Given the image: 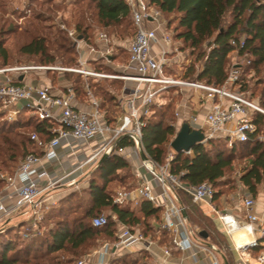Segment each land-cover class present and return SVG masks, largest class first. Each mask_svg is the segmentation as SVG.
<instances>
[{
	"label": "trees",
	"instance_id": "obj_1",
	"mask_svg": "<svg viewBox=\"0 0 264 264\" xmlns=\"http://www.w3.org/2000/svg\"><path fill=\"white\" fill-rule=\"evenodd\" d=\"M85 1L94 5L100 29L108 30L117 25L124 36H134L136 27L130 8L124 0H75L78 3ZM151 3L168 17L167 27L173 30L174 38L181 42L180 50L189 51L192 57L193 63L188 67L186 78L196 75L198 80L221 86L228 76L230 56L235 52L250 60L244 67L240 89L264 107V0H151ZM43 18L41 13L35 15L38 21ZM127 22L133 28L131 35L125 25ZM75 28L77 37L89 44L93 43L95 35L92 26L83 15ZM26 31L30 35L19 45L18 51L20 55L33 60L13 62L8 47L0 41V67L17 64L63 67L80 65V54L75 40L66 29L58 27L55 33H45L39 27H33ZM242 39L244 46H241ZM198 63L201 66L199 69L196 67ZM248 69L254 70L258 76L253 87L246 76ZM63 72L73 81L76 93L85 90L79 73ZM89 86L93 92V85L89 83ZM166 91L175 89L169 88ZM101 92L105 98L103 108H106V102H112V107L105 109L106 119L111 124L119 112L118 104L114 102L115 97L106 91ZM178 96L181 94L178 93ZM1 107L3 108L0 100V120L6 111ZM152 108L153 114L143 127V147L153 160L163 164L178 132L176 108L172 102L156 103ZM21 111L27 112L29 109L23 108ZM255 122L258 124V132L245 142H235L230 146L228 138L216 137L209 139L206 144L195 145L191 154L176 152L171 161L172 172L182 174V180L193 185L208 181L215 190L214 200L217 201L226 191L222 186H230L236 182L228 175L235 160L249 158V164L242 169L238 182L254 198L257 197L264 187V141L259 139L264 127V114L257 113ZM58 124L56 121L39 120L34 116L11 122L0 121V160L3 165L8 167L9 163H15V173L28 153L42 155L44 144L56 134L53 129ZM33 133H37L41 143L31 138ZM131 145L132 141L128 136H123L118 141V146ZM19 156L21 159L18 161ZM127 179H132V182L127 183ZM138 182L128 160L118 154L108 155L92 170L89 185L80 195L77 191L71 192L51 207L44 217V231L32 232L25 237L19 228L13 230L7 227L0 230V264H73L82 255L95 249L100 240L114 243L117 239L118 222L133 232L139 229L148 240H157L161 245L172 246L167 231L162 229L166 236L163 240L154 236L159 231L154 221L161 224L162 207H156L148 200H143L138 205H118L113 202L118 188L131 189ZM4 184L5 181H0V186ZM178 195L183 203L180 190ZM107 209L112 211L108 215L107 224L102 227L94 226L93 219ZM186 211L193 225L208 232L207 239L215 238L209 231L210 218L201 207L195 203L190 204L186 206ZM167 240L168 243L165 242ZM137 252L136 256L127 253L111 262L153 264L146 249ZM224 257L231 264L226 254Z\"/></svg>",
	"mask_w": 264,
	"mask_h": 264
},
{
	"label": "built area",
	"instance_id": "obj_2",
	"mask_svg": "<svg viewBox=\"0 0 264 264\" xmlns=\"http://www.w3.org/2000/svg\"><path fill=\"white\" fill-rule=\"evenodd\" d=\"M70 1V0H66ZM131 11L136 32L131 38L128 51L130 53L127 64L128 73L113 74L103 73L85 66V61L80 57V65L75 67H63L60 65H33L17 64L13 66L0 67V100L3 107L8 109L10 116L17 115L23 108H28L39 120L50 119L58 121L59 126L53 129L56 134L43 146V155L28 153L22 161L15 175L6 176L8 185H13L16 180L21 182L19 198L13 208L8 209L0 203V214L11 211L26 210L29 213L31 224L26 227L25 237L32 232H42L44 217L49 211V205L43 203V196L52 188L59 185L60 179H53L43 169L38 171L36 165L44 159H58L57 148L62 139L73 137L77 141H84L90 144L97 137L102 141L92 148L91 153L77 163L76 169H83L86 166L96 167L104 155L118 154L126 160L131 161L137 157L140 167L150 176L149 180H140L134 188H118L114 194L113 202L118 205H138L143 200H148L156 207H162V222L160 227L167 231L173 248L164 246L166 256H173L176 249L182 255L189 253L195 260L200 254L205 253L211 264H222L223 255L217 246L207 241L200 235L198 226L192 225L186 214V206L182 203L178 191L188 193L197 203L208 204L214 214L213 218L219 219L225 227L226 232L231 235L230 225L236 220L242 225H249L255 234L254 240L245 247H236L240 252L237 264H251L253 250L262 247L255 258L254 264H264V220L255 212L256 200L252 195L242 199V210L245 216L238 217L229 211H223L215 206L213 186L205 181L199 185H193L182 180V174L173 173L171 161L174 159V151L171 152L165 163L161 164L153 160L143 147V127L147 119L153 114V105L158 101L161 92L170 87L189 88L200 93V100L209 104L205 114V125L200 130L205 135L204 144L216 137L228 138L229 145L235 142H245L252 135L257 134L258 124L255 122L257 113L264 114L258 100L250 99L240 89L244 67L250 63L246 57L242 62H236L230 66L228 76L221 86L212 85L206 81L198 80L196 75L186 78L185 75L173 73V66L169 58L174 43V32L167 27V21L163 18L162 12L152 5L151 0H124ZM166 25V31L158 34L157 28L149 27L148 23ZM63 28L66 27L63 25ZM77 43L81 53L80 42L77 37L76 28L66 29ZM102 43L99 53L102 56H110V37L105 32L98 34ZM235 43V42H233ZM160 45L158 53H154V46ZM245 42L241 40V46ZM96 51L94 46L90 47ZM175 50H179L176 48ZM190 60H188V65ZM35 70L71 71L85 77L121 78L134 83L128 91L124 88L123 95L119 98L124 114L121 123L113 126L107 122L103 114L99 112V103L93 94L89 83H86L85 90L91 98L94 111L82 110L74 104L75 93L73 88L67 93L56 96L50 89L43 85L24 83L26 74ZM21 83H17L20 82ZM196 119V116H192ZM128 136L132 141L131 146H118L121 137ZM31 138L41 143L37 133ZM261 139V135L259 134ZM145 151L147 158L141 156V150ZM192 150L186 151L191 154ZM141 177V173L136 174ZM46 178L48 183L41 185L39 179ZM114 219L116 216L113 215ZM93 225L102 227L108 222V215L102 214L93 219ZM114 243L105 241L102 245V258L96 264H110L107 255L115 253L118 249L129 250L135 245L142 244L143 248L149 250L152 245L139 232H133L126 225L118 222ZM75 264H86L85 259H79Z\"/></svg>",
	"mask_w": 264,
	"mask_h": 264
},
{
	"label": "crops",
	"instance_id": "obj_3",
	"mask_svg": "<svg viewBox=\"0 0 264 264\" xmlns=\"http://www.w3.org/2000/svg\"><path fill=\"white\" fill-rule=\"evenodd\" d=\"M149 27L157 28V32L159 35L163 33V31H166V25H158L157 23H148ZM110 41H111V36ZM132 37L125 36L124 38L117 39L118 41V46L124 47L128 50L129 43ZM172 44L171 48V53L169 54V58L171 60V64L173 66V73L178 74V75H185L188 67V59L185 57V51L180 50L178 44L175 43ZM102 48V43L98 39V34L94 37L93 39V44H89L86 47V49L83 51L84 55H81V59L85 61V66L91 69H95L97 71L103 72V73H113V74H124L128 73L127 71V64L128 62H123L118 60V56L116 58L114 56L109 57V61L103 59V56L99 53V45ZM91 46H94L96 48V51L91 50ZM98 46V47H97ZM160 45L156 44L153 48L154 53H158ZM178 48L179 50H175ZM130 55V53H129ZM105 58V57H104ZM92 60H99L97 67H92ZM107 62V63H105ZM185 62L186 66H182V64ZM105 66H109L114 68L111 71H107L105 69ZM175 67H178V70L175 71ZM104 68V69H102ZM101 69V70H100ZM81 75V74H80ZM24 78V83L29 84L32 83L34 85H40V86H47L51 93L60 96L62 94H65L68 92L69 89L73 88L75 97H74V104L79 107L82 110H86L89 112H93L94 106L92 103L91 98L87 95L86 90H83L79 93L75 92V89L73 87V81L67 77L63 71H51L47 72L44 70H35L31 71L28 74L25 75V77L22 76L21 79ZM81 78H83V81H87L86 83H91L93 85V92L95 95V98L98 99L99 101V112L103 114L104 118L106 119V108H103V103L105 102V98L100 91H106L109 95L115 97V103L118 104L119 112L116 115V120L114 119L111 125L116 126L121 123L120 119L122 115L124 114L123 107L122 105L119 104V98L123 95L124 88L127 89V91L133 87L134 85L133 82L124 80L123 82V88L120 90V92L114 91L111 86V88H103V85H100L101 81L107 80L102 78V77H93V76H88L85 77L81 75ZM113 79L111 80L112 85L114 86L115 79L119 78H110ZM121 79V78H120ZM175 89V91L180 92L182 94L179 96V102H178V108L176 110V115H177V128L179 129L181 125L184 122H189L193 128L201 129L205 125V114L207 112L208 107L210 106L209 104H204L200 100V93L198 91H193V89L189 88H180V87H170ZM105 89V90H103ZM107 89V90H106ZM102 96V99L100 100L99 97ZM107 103V102H106ZM23 104H19V108L23 109ZM195 115L196 119H193L192 116ZM107 120V119H106ZM57 124L59 123L56 121ZM108 122V121H107ZM59 126V124H58ZM102 141L101 137H97L94 139L90 144H87L84 141H77L73 137H69L67 140L62 139L61 145L58 146L57 151L59 153V158L58 159H44L36 165L38 171H42L45 169L48 173L49 176L53 179H60L59 185L56 187L52 188L50 191L45 193V195L42 197L43 198V203L49 205V207H53L58 204V202L65 197L66 195L70 194L71 192L78 191L79 189L84 190L85 188L88 187L89 185V178L92 170L95 167H90L86 166L83 169H76V165L79 161L83 160L86 156H88L92 148L98 145ZM43 155V153H42ZM132 167V173L135 175L136 181H140L143 179L149 180L150 176L148 173L143 169L139 168L140 167V161L137 157L133 158V160L129 161ZM18 170V169H17ZM16 173V171H15ZM15 173L13 175H15ZM137 173H141V177H137ZM39 182L41 185H46L48 183V179L43 178L39 179ZM21 186V182L16 180V182L13 185H8L7 182L3 186H0V203L3 204L6 208L11 209L14 207L16 204L18 198H19V188ZM241 195V192L238 193L237 195H234L236 203L240 202V205L242 206V199L239 198L238 196ZM248 195H252L251 193L248 192ZM263 196V194L261 195ZM256 200V199H255ZM264 199L258 200V205H257V200H256V206L254 208V212L260 217L262 216V207L260 203ZM218 201V200H217ZM216 201V202H217ZM216 202L215 206L220 208V205H218ZM201 209L204 211L205 214H207L210 217H213L214 214L212 212L211 207L206 204V203H198ZM225 210V209H224ZM227 210V209H226ZM242 210V209H241ZM230 211V210H227ZM232 213V211H230ZM242 214H235L238 217H244L245 216V211H241ZM31 219L29 216V213L26 210L22 211H11L9 213H2L0 214V230L4 228H11L14 230L20 229V227H26L30 226ZM137 231L140 232L139 229ZM147 241L151 242V246L149 250H147L152 257L156 259L159 264H178L177 260H179L181 257H173V256H166L164 254L163 248L165 245H161L158 243V241H153V240H148ZM105 242V240H100L99 244L97 247L88 253L82 255L80 258L86 260V264H96L100 258H102V245ZM154 244H157L154 246ZM145 249L143 248L142 244L135 245L131 249H129L128 253H134L139 250ZM117 252V251H116ZM113 253L112 257H110L109 262L112 264V260L122 253ZM179 255L182 256L180 253ZM107 258V257H106ZM108 259V258H107ZM194 264H211L209 260L207 259H202L200 262H195ZM224 264V261L222 262Z\"/></svg>",
	"mask_w": 264,
	"mask_h": 264
},
{
	"label": "rangeland",
	"instance_id": "obj_4",
	"mask_svg": "<svg viewBox=\"0 0 264 264\" xmlns=\"http://www.w3.org/2000/svg\"><path fill=\"white\" fill-rule=\"evenodd\" d=\"M37 13H41L42 15H44V18L41 21H38L35 19V15ZM82 15L84 18L87 19V22L91 24L92 31L94 33L93 35L96 36L100 32H105L109 36H111L112 39L110 41V47H111L110 56H114L115 58L116 56H118L119 61H123L126 63L129 62V57H130L129 51L124 47L118 46L117 44L118 43L117 39H120V38L125 39V36L122 33L123 31L117 25H113L108 30L100 29L99 28L100 26L97 21L96 10L94 8V5L90 3L89 1L78 3V2H75V0H70V1H66V0H0V41H3L4 44L8 47L9 53L11 54V60L13 62H17V61L31 62V60H33L32 58L20 55L18 51L19 45L22 44L24 41H26L27 36L30 35V33L26 31L27 29H33V27L34 28L39 27L40 30L44 31L45 33H47V31L55 33L58 27L63 28V25L66 27V29H72V28H75L76 23L78 22V20L80 19V16ZM162 15H163V18L168 21V17H166L164 14ZM125 25L127 26V30L129 31V34L131 35L133 33L132 26L128 22ZM121 27L124 28L125 26H121ZM74 42L77 47L78 43L76 41ZM175 43L178 44L179 48L181 47L180 41H175ZM87 46H88V43L84 40H81L80 42L81 53H79L80 57L82 54L84 55L83 51L86 49ZM98 46L99 48H101L100 44ZM110 56H107V57L103 56V59L106 60L107 58V61H109ZM185 57L188 60H190V63H193L192 57L190 56L189 51H185ZM242 60L243 59L239 58L235 52L232 53L230 56L229 68L236 62H242ZM98 62L99 60H92L91 61L92 67H96L97 65H99L97 64ZM182 66L183 67L186 66L185 62L182 64ZM196 67L198 69L201 68L200 63H198ZM106 68H107V71H111L114 69L109 66H106ZM175 68H176L175 71H177L178 67H175ZM248 70H246V76H247V79L249 80V84L251 85V87H253V85H255L256 80L258 79V76H256L254 70H250V69ZM72 78L74 79V77ZM111 80L113 79L107 78V80L101 81L100 85H103V88H108V89L111 88L112 86V88H114L113 90L119 93L120 90L123 88L124 80L120 78L115 79L116 83L114 84V86L112 85ZM178 93L180 94V92H177V91L167 92L165 90L161 92L160 95L158 96L157 103H165V102L171 103L172 102L173 106L177 110L178 102H179ZM99 99L101 100L102 96H100ZM105 107L106 108L112 107V102L110 103L107 102ZM3 108L1 107V109ZM5 110H6L5 116L3 115V118H1L0 120L1 122H4V121L11 122L16 119H27L30 116L36 117L34 114H32L30 110L27 112L21 111L13 117L10 116L8 109H5ZM112 113L114 112L112 111ZM260 135H261V139L260 138L259 139L264 141V127L262 131L260 132ZM173 151L174 150L170 148V153ZM20 159L21 157L19 156L18 161ZM3 164L4 163L2 162V160H0V181L6 182L5 177L10 176V175L12 176L14 174L13 171H14L15 163H9L8 167L4 166ZM248 164H249V158L236 159L232 167V170H229L228 172L229 178L234 179L236 182L234 184L231 183L230 186H222V189L226 190L224 195H222V197L217 202L216 200H214V202L220 205V208H219L220 211L221 210L226 211L227 209V210L232 211V213L234 214H237V215L242 214L241 212L242 206L240 205V202L236 203V201H234L235 200L234 195H237L238 193L241 192V195H239L238 197L244 198L249 192L248 189L242 185V183L238 182V178L240 177L242 169ZM126 182L130 183L132 182V179H127ZM77 192L80 195V193L82 192V189H79ZM180 194L183 199L184 205L190 206V204L195 203L196 205L199 206V204L195 202L192 199V197L185 191L180 190ZM262 194L263 196H261ZM261 198L264 199V187L261 189L258 196L255 197V199L257 200V205H258V200H260ZM262 201L263 203L262 202L260 203L262 207V216L260 217L262 218V220H264V200ZM50 209L51 207L49 208V210ZM111 213L112 211L110 209H107L103 212V214H106L109 216ZM209 218H210L209 231L211 232L212 236H215L214 238L215 240L207 239V241L215 244L219 252L221 253V255L224 256L226 254L228 258L230 259L231 264H237V259L239 258L241 253L236 250V246L233 243L231 235L226 232L225 227L222 225L219 219L216 220L215 218L210 217V216ZM154 222H156L157 224L156 228L159 229V231H156L154 233V236L157 239L161 238L163 240L166 236L163 235L162 233L163 230L160 227V225L157 223V221H154ZM26 227H23V228L20 227V232L22 233L23 236H25L24 232L26 230ZM41 228H42L41 230L44 231L45 229L44 224L42 225ZM198 228L199 230H201L200 227ZM165 242L168 243V240ZM155 245L157 244H154V246ZM171 247L173 248V245ZM261 249L262 247H259L253 250V254H252L253 257L252 259H250L251 264H254L255 258ZM119 252L122 253L120 254V256H123V255H126L129 252V250L118 249L116 253H119ZM132 254L136 256L138 255V252H134ZM112 255L113 253L110 252L107 255V258L110 259ZM173 257H178V258L181 257L179 260H177L178 264H194L195 262H200L203 258L208 260L205 253L200 254V256H198V260H195L193 256L189 255V253H185L182 256L179 255V251H177L176 249H174L173 251ZM79 259L81 258H78L73 264H75ZM149 260L153 264H159V262H157L156 259L152 257L151 255H150Z\"/></svg>",
	"mask_w": 264,
	"mask_h": 264
},
{
	"label": "water",
	"instance_id": "obj_5",
	"mask_svg": "<svg viewBox=\"0 0 264 264\" xmlns=\"http://www.w3.org/2000/svg\"><path fill=\"white\" fill-rule=\"evenodd\" d=\"M81 39V37H79ZM22 78V77H21ZM205 135L202 130L193 128L189 122H184L178 129V132L171 142V148L174 152H186L192 150L197 144L204 143ZM108 155H104L100 162H102ZM141 156L147 158L145 151L141 150ZM187 214V213H186ZM200 235L207 239L209 234L206 230H201ZM224 264H229V261L223 256Z\"/></svg>",
	"mask_w": 264,
	"mask_h": 264
},
{
	"label": "bare ground",
	"instance_id": "obj_6",
	"mask_svg": "<svg viewBox=\"0 0 264 264\" xmlns=\"http://www.w3.org/2000/svg\"><path fill=\"white\" fill-rule=\"evenodd\" d=\"M230 230L233 243L239 248L250 244L255 238V234L249 225H242L236 220L230 225Z\"/></svg>",
	"mask_w": 264,
	"mask_h": 264
}]
</instances>
